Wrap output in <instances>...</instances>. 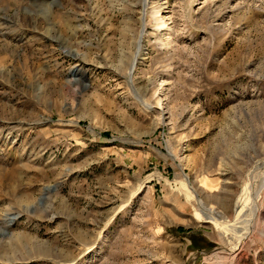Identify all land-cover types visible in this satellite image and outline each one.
Wrapping results in <instances>:
<instances>
[{"label":"rangeland","instance_id":"rangeland-1","mask_svg":"<svg viewBox=\"0 0 264 264\" xmlns=\"http://www.w3.org/2000/svg\"><path fill=\"white\" fill-rule=\"evenodd\" d=\"M0 264H264V0H0Z\"/></svg>","mask_w":264,"mask_h":264},{"label":"bare ground","instance_id":"bare-ground-1","mask_svg":"<svg viewBox=\"0 0 264 264\" xmlns=\"http://www.w3.org/2000/svg\"><path fill=\"white\" fill-rule=\"evenodd\" d=\"M134 65H135V63H134ZM134 67V66H133ZM132 67V68H133ZM133 70V69H132ZM214 215V217L216 218V219H218V216H216L215 214H213ZM239 222H240V220H238Z\"/></svg>","mask_w":264,"mask_h":264}]
</instances>
